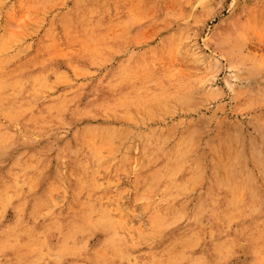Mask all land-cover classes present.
Masks as SVG:
<instances>
[{"label":"rangeland","instance_id":"obj_1","mask_svg":"<svg viewBox=\"0 0 264 264\" xmlns=\"http://www.w3.org/2000/svg\"><path fill=\"white\" fill-rule=\"evenodd\" d=\"M34 263L264 264V0H0V264Z\"/></svg>","mask_w":264,"mask_h":264},{"label":"bare ground","instance_id":"obj_2","mask_svg":"<svg viewBox=\"0 0 264 264\" xmlns=\"http://www.w3.org/2000/svg\"><path fill=\"white\" fill-rule=\"evenodd\" d=\"M64 175V174H63ZM103 202V201H102ZM95 211V210H94ZM38 212V211H37ZM36 213V212H35ZM96 214H97V211H96ZM99 215V214H98ZM35 216V215H34ZM107 216V215H106ZM106 216H105V218H106ZM91 217V216H90ZM36 218V217H35ZM46 218V217H45ZM104 218V217H103ZM45 220V219H44ZM110 221V220H109ZM221 229V228H220ZM217 230V229H216ZM54 231V230H53ZM75 231V230H74ZM112 231V230H111ZM143 232V231H142ZM150 232V231H149ZM111 232H109V234H110ZM136 234V233H135ZM59 235V234H58ZM111 235V234H110ZM137 235V234H136ZM135 235V236H136ZM144 235H146V234H144ZM222 235V234H221ZM109 236V235H108ZM139 236H140V234H139ZM138 236V237H139ZM59 237V236H58ZM137 237V236H136ZM142 237V236H141ZM108 239H109V237H107ZM2 239V238H1ZM104 240H106V239H104ZM139 240V239H138ZM217 240V239H216ZM3 241V240H2ZM2 241H1V243H2ZM107 241V240H106ZM130 241V243H131V240H129ZM137 241V240H136ZM102 242H103V240H102ZM214 242V241H213ZM125 243V242H124ZM135 243V242H134ZM101 245V244H100ZM103 246V245H102ZM101 246V247H102ZM138 247V246H137ZM37 256V255H36ZM35 264V263H34Z\"/></svg>","mask_w":264,"mask_h":264}]
</instances>
